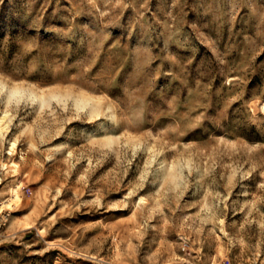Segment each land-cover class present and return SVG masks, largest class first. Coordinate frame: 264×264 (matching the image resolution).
<instances>
[{"label":"rangeland","instance_id":"obj_1","mask_svg":"<svg viewBox=\"0 0 264 264\" xmlns=\"http://www.w3.org/2000/svg\"><path fill=\"white\" fill-rule=\"evenodd\" d=\"M0 264H264V0H0Z\"/></svg>","mask_w":264,"mask_h":264},{"label":"built area","instance_id":"obj_2","mask_svg":"<svg viewBox=\"0 0 264 264\" xmlns=\"http://www.w3.org/2000/svg\"><path fill=\"white\" fill-rule=\"evenodd\" d=\"M0 226H1V222H0Z\"/></svg>","mask_w":264,"mask_h":264}]
</instances>
